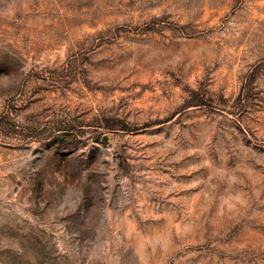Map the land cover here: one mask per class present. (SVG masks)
Returning a JSON list of instances; mask_svg holds the SVG:
<instances>
[{"label": "rangeland", "instance_id": "374dc122", "mask_svg": "<svg viewBox=\"0 0 264 264\" xmlns=\"http://www.w3.org/2000/svg\"><path fill=\"white\" fill-rule=\"evenodd\" d=\"M0 264H264V0H0Z\"/></svg>", "mask_w": 264, "mask_h": 264}]
</instances>
